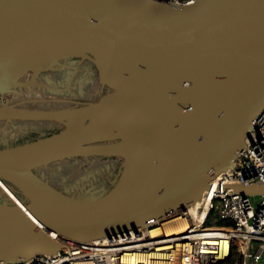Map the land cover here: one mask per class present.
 I'll return each mask as SVG.
<instances>
[{
	"label": "water",
	"instance_id": "1",
	"mask_svg": "<svg viewBox=\"0 0 264 264\" xmlns=\"http://www.w3.org/2000/svg\"><path fill=\"white\" fill-rule=\"evenodd\" d=\"M66 59L91 63L109 92L61 131L0 147L4 264L152 228L200 201L264 111V0H0V96ZM75 157L119 159L117 179L81 196L37 173ZM228 187L264 196V183Z\"/></svg>",
	"mask_w": 264,
	"mask_h": 264
},
{
	"label": "built area",
	"instance_id": "2",
	"mask_svg": "<svg viewBox=\"0 0 264 264\" xmlns=\"http://www.w3.org/2000/svg\"><path fill=\"white\" fill-rule=\"evenodd\" d=\"M155 1L182 6L198 0ZM254 182L264 183V111L252 119L233 167L215 175L192 207L152 228L69 242L55 254L16 264H264V196H243L228 187ZM172 219L185 223V229L168 233L164 224Z\"/></svg>",
	"mask_w": 264,
	"mask_h": 264
},
{
	"label": "rangeland",
	"instance_id": "3",
	"mask_svg": "<svg viewBox=\"0 0 264 264\" xmlns=\"http://www.w3.org/2000/svg\"><path fill=\"white\" fill-rule=\"evenodd\" d=\"M21 84L20 88L8 94L17 95V106L3 105L8 112L0 114V147L43 138L49 128L55 127L54 133L61 131L64 128L61 121L66 124L69 122V111L94 103L109 92L106 87L99 85L97 70L91 63L72 59L51 61L35 80L28 74L21 80ZM16 91L20 93L16 94ZM22 113L24 115L21 117L27 118H22L21 122H15L16 118L12 120ZM28 114L33 115V120L28 119ZM120 166L119 159L75 157L50 164L37 173L57 189L81 196H96L112 186ZM14 193L18 198L21 197L17 191ZM6 197L2 196L0 200L9 201Z\"/></svg>",
	"mask_w": 264,
	"mask_h": 264
},
{
	"label": "flooded vegetation",
	"instance_id": "4",
	"mask_svg": "<svg viewBox=\"0 0 264 264\" xmlns=\"http://www.w3.org/2000/svg\"><path fill=\"white\" fill-rule=\"evenodd\" d=\"M23 87H27L26 85L25 86H23ZM20 92H17L16 91V94H19ZM16 98H17V95H8V94H6V95H3V96H0V108L2 109L3 108V105L5 106V104H8V105H14V106H17V104H18V101H16ZM20 101V100H19ZM23 101L25 102V101H27V99H23ZM19 104H21V103H19ZM18 106H20V105H18ZM22 106V105H21ZM10 107V106H9ZM16 118V119H15ZM13 119H15L16 121L15 122H21L22 121V119L21 118H19L18 116H16V117H13L12 118V120ZM53 121V120H52ZM62 124V123H61ZM63 125V124H62ZM61 126V125H60ZM55 128V127H54ZM54 128H49V129H47L46 130V133L44 134V135H46V136H49V135H51V134H54ZM43 135V136H44ZM38 136H40V135H38ZM36 139V138H35ZM34 140V139H33ZM18 144V143H17ZM17 144H15V145H17ZM19 144H21V143H19ZM115 159V158H114ZM117 160V159H116Z\"/></svg>",
	"mask_w": 264,
	"mask_h": 264
},
{
	"label": "bare ground",
	"instance_id": "5",
	"mask_svg": "<svg viewBox=\"0 0 264 264\" xmlns=\"http://www.w3.org/2000/svg\"><path fill=\"white\" fill-rule=\"evenodd\" d=\"M0 186L5 190V191H9V189H7V187L0 181ZM10 197L14 200L17 201L16 197L14 195H12L10 192ZM8 196V195H7ZM204 214V213H203ZM200 218V217H198ZM198 223L200 222V219L197 221ZM185 223L180 222L178 219H172L169 222H167L166 224H164V227L166 228L167 232L170 233H178L181 232L185 229ZM199 225V224H198ZM211 235H216V233H209Z\"/></svg>",
	"mask_w": 264,
	"mask_h": 264
}]
</instances>
